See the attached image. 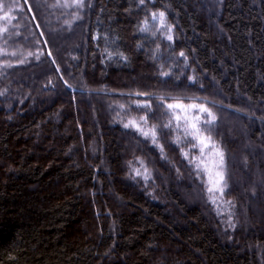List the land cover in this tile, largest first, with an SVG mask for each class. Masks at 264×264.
Wrapping results in <instances>:
<instances>
[{
    "label": "trees",
    "instance_id": "16d2710c",
    "mask_svg": "<svg viewBox=\"0 0 264 264\" xmlns=\"http://www.w3.org/2000/svg\"><path fill=\"white\" fill-rule=\"evenodd\" d=\"M0 3V264H264V0H91L82 19L64 0ZM180 102L216 116L199 127L225 156L224 215ZM145 113L163 152L123 126Z\"/></svg>",
    "mask_w": 264,
    "mask_h": 264
},
{
    "label": "snow or ice",
    "instance_id": "6c2138e0",
    "mask_svg": "<svg viewBox=\"0 0 264 264\" xmlns=\"http://www.w3.org/2000/svg\"><path fill=\"white\" fill-rule=\"evenodd\" d=\"M146 2L154 3L155 0H139L141 5H145ZM66 8L75 9L73 13L75 19H82L81 12L85 10V8L91 7V0H88L86 4L85 0H64V4L62 5ZM5 4L0 3V11L3 12V15L0 16V20L9 21L14 19L11 16V9H5ZM151 20L156 22L159 27L155 29V32H161V36L168 41H173L174 37L172 35L173 32V25L168 23L167 15L165 10H156L151 12ZM143 27L139 28L140 32H148L149 31V20L145 18L142 21ZM4 32H7L8 29L4 28ZM155 32L152 34L155 35ZM107 51V50H106ZM4 55H8L7 52L3 53ZM15 55V53H12ZM29 55H33V53H29ZM118 56L123 58L122 53H117ZM112 53H108V57L111 58ZM180 57H183L185 60L187 59L185 53L181 51L179 53ZM37 59L39 57L37 56ZM23 63V61H21ZM11 65L5 62L4 67H10ZM59 70V69H57ZM161 75L167 77L170 75L169 72H162ZM189 79L195 81V77H190ZM2 94V93H0ZM131 95L135 96H146L147 93L135 92ZM161 101L164 100V97L160 98ZM136 108L138 109H151L152 104L150 101H135ZM163 103L159 105V107H163ZM121 109L124 108V105L119 106ZM167 109L173 110L171 115L175 118L176 121L181 120V116L176 113L175 110L179 109L181 112H187L188 110H198V113L193 115L191 121H188V117L185 116L184 119L187 122L186 125L183 127V132L185 137H190L191 140L195 141V143L191 144V149H198V155L193 154L190 163L194 165V170L198 173H203L206 177V180L203 177H200L203 182L206 183V192L208 193V200L213 205L217 206L218 214L224 215V211L221 210V206L226 207L231 206L235 207L234 203L231 200H225V191L228 188V184L225 178V156L223 151L217 146V144L212 140L211 136V128H201L199 127V123L201 122V115L202 113H207V118L203 121L204 124L211 125L215 120L216 116L213 112L203 104L197 103H190L185 105L184 103H167ZM148 114L145 113L140 117V120L137 121L136 119H129L126 123L123 124L124 128L133 129L136 133L140 136H143L145 139H151V143L156 145L160 148V151L163 152V146H161L158 142V133H157V126L154 124L151 127H148ZM164 128H172L173 125L171 121L168 124L163 125ZM177 128H181L180 124L176 125ZM189 129H191L189 131ZM204 133H208V135H204ZM177 144H179V137H177ZM189 149V151L191 150ZM207 150V151H206ZM184 158H189V151H185L181 149ZM141 167L144 169L143 172L139 168L134 169L136 176H142L143 179L148 180L150 179V174L148 173V169L144 166L143 161H139ZM228 224L232 227L234 225L231 222V213H229V220L227 221Z\"/></svg>",
    "mask_w": 264,
    "mask_h": 264
},
{
    "label": "rangeland",
    "instance_id": "374dc122",
    "mask_svg": "<svg viewBox=\"0 0 264 264\" xmlns=\"http://www.w3.org/2000/svg\"><path fill=\"white\" fill-rule=\"evenodd\" d=\"M255 185H256V186H258L259 184H258V183H256Z\"/></svg>",
    "mask_w": 264,
    "mask_h": 264
}]
</instances>
